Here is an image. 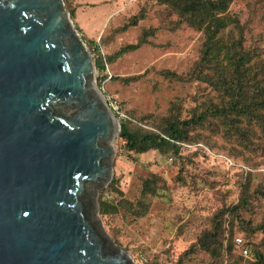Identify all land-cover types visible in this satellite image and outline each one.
<instances>
[{
    "label": "water",
    "instance_id": "obj_1",
    "mask_svg": "<svg viewBox=\"0 0 264 264\" xmlns=\"http://www.w3.org/2000/svg\"><path fill=\"white\" fill-rule=\"evenodd\" d=\"M63 0H0V264H134L103 230L120 124Z\"/></svg>",
    "mask_w": 264,
    "mask_h": 264
},
{
    "label": "rangeland",
    "instance_id": "obj_2",
    "mask_svg": "<svg viewBox=\"0 0 264 264\" xmlns=\"http://www.w3.org/2000/svg\"><path fill=\"white\" fill-rule=\"evenodd\" d=\"M71 7L75 8L72 20L75 29L77 26L80 35L100 44L103 55H113L135 44L143 29H155L148 44L115 57L106 66L107 78L99 89L107 103L118 107L120 117L130 113L137 119L152 122L165 116L172 102H180L183 117H188L190 110L209 95V91L196 82H181L162 74L169 71L186 76L203 41L202 34L195 29L186 25L174 28L175 15L165 17L158 11L159 6L147 5L146 0H73ZM142 9L145 18L137 26L128 25L129 19ZM230 12L243 26L246 44L256 39L264 46V0H235ZM97 76L96 72V86ZM136 76L139 78L127 85L118 80ZM199 133L196 144L205 150L196 149L193 144L184 148L180 157H173L169 151H149L135 155L137 160L133 161L123 153L120 137L113 143L112 179L119 180L125 199L144 206L146 211L137 219L124 210L102 216L98 209L96 216L106 234L126 251L134 264H175L200 231L209 227L211 215L238 201L241 183H249L251 203L246 211H241V217L253 220L256 225L264 222V197L255 192L260 189L264 193V142L254 152L244 150L233 140L226 142L208 128ZM224 158L235 167L225 164ZM181 171L184 183L179 182L174 187V179ZM150 173L161 175L167 185L174 188L161 190L156 196L141 197V179ZM234 236L244 240L251 260H254V248L264 252V228L250 239L238 229ZM201 261L207 262L208 257L198 253L186 264Z\"/></svg>",
    "mask_w": 264,
    "mask_h": 264
},
{
    "label": "trees",
    "instance_id": "obj_3",
    "mask_svg": "<svg viewBox=\"0 0 264 264\" xmlns=\"http://www.w3.org/2000/svg\"><path fill=\"white\" fill-rule=\"evenodd\" d=\"M234 1L146 0L147 5L159 6L158 11L165 17L175 15L174 28L186 25L202 34L203 41L199 54L187 75L181 76L169 71H164L162 74L181 82H196L206 88L210 96L208 95L198 106L192 108L188 117H183L180 102H172L167 114L152 122L144 118L137 119L130 113L120 117L121 111L116 112L121 131V148L128 158L136 161L135 155L149 151L160 153L169 151L173 157H180L182 150L193 144L194 148L201 149L202 146L196 144L197 134L206 128L216 131L226 142L232 140L237 142L244 150L255 152L262 145L264 142V46L258 44L259 41L256 39L246 44L243 26L238 17L230 12ZM64 2L74 20L75 8L71 7L73 0H64ZM144 18L145 10L142 9L129 19L128 25L137 26ZM76 29L81 33L77 26ZM154 32V28L143 29L135 44L125 46L113 55H103L100 44L82 34V39L94 56L98 88L103 86L107 78V75H104L106 66L111 64L115 57L148 44ZM136 78L139 76L118 80L127 85ZM110 79L116 78L110 77ZM172 162L175 163V160ZM223 162L228 163L229 167H235L227 158H224ZM182 174L183 171L174 179V187L179 182L184 183ZM174 187H169L161 175L150 173L141 179L139 192L141 197L156 196L159 191H168ZM239 188L238 201L217 209L210 217L209 227L200 231L195 241L179 255L175 264H186L198 253L208 257L207 262L201 261L200 264H264L263 251L254 248V260H251L241 253L242 249H247L244 240L241 238V245L235 241L237 238L234 236L235 229L244 232L246 238L250 239L257 230L264 228V222L256 225L253 220L241 217V211H246V207L251 206L249 183H241ZM255 192L264 197L260 189ZM98 206L102 216L117 214L119 210H124L126 214L137 219L144 216L146 211L144 206L124 198L117 178L112 179L109 185L101 190ZM248 252L250 254L249 250Z\"/></svg>",
    "mask_w": 264,
    "mask_h": 264
},
{
    "label": "built area",
    "instance_id": "obj_4",
    "mask_svg": "<svg viewBox=\"0 0 264 264\" xmlns=\"http://www.w3.org/2000/svg\"><path fill=\"white\" fill-rule=\"evenodd\" d=\"M108 104L110 105V108H111L113 111L117 112L118 107H116V106L113 105L112 103H108ZM235 241H236V243H237L238 245H241V244H242V239H241V238H236ZM241 253H242V255H243L244 257H249V252H248L247 249H242Z\"/></svg>",
    "mask_w": 264,
    "mask_h": 264
}]
</instances>
